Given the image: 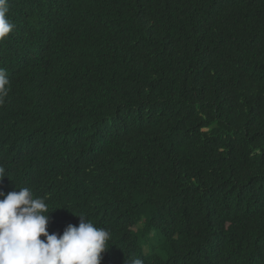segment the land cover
Segmentation results:
<instances>
[{
    "label": "trees",
    "instance_id": "1",
    "mask_svg": "<svg viewBox=\"0 0 264 264\" xmlns=\"http://www.w3.org/2000/svg\"><path fill=\"white\" fill-rule=\"evenodd\" d=\"M9 5L0 191L106 229L101 264H264V0Z\"/></svg>",
    "mask_w": 264,
    "mask_h": 264
},
{
    "label": "clouds",
    "instance_id": "2",
    "mask_svg": "<svg viewBox=\"0 0 264 264\" xmlns=\"http://www.w3.org/2000/svg\"><path fill=\"white\" fill-rule=\"evenodd\" d=\"M9 10V0H0V42L15 28ZM9 85L6 70L0 68V105ZM5 177L8 173L0 166V181ZM51 212L45 199L34 197L28 187L0 191V264H101L110 233L81 214L78 226L69 223L62 234H50L47 226ZM124 264L143 261L135 258Z\"/></svg>",
    "mask_w": 264,
    "mask_h": 264
},
{
    "label": "bare ground",
    "instance_id": "3",
    "mask_svg": "<svg viewBox=\"0 0 264 264\" xmlns=\"http://www.w3.org/2000/svg\"><path fill=\"white\" fill-rule=\"evenodd\" d=\"M5 49H6V48H5ZM52 127H53V126H52ZM55 127H57V126H55ZM53 129H54V127H53ZM56 130H57V129H56ZM63 131H64V130L62 129V134H61L62 136H63V133H64ZM46 132H47V131H46ZM66 132H67V131H66ZM57 134H60V133H57ZM65 136H66V134H65ZM45 137H46V136H45ZM63 137H64V136H63ZM44 140H45V139H44ZM63 140H64V139H63ZM45 141H46V140H45ZM47 141H48V140H47ZM63 142H64V141H63ZM45 143H46V142H45ZM59 144L61 145L62 143L59 142ZM59 144H58V145H59ZM64 144H65V143H64ZM64 144H63V145H64ZM55 145H56V144H55ZM59 147H62V146H59ZM55 148H57V147H55ZM62 149H63V148H62ZM55 167H56V166H55Z\"/></svg>",
    "mask_w": 264,
    "mask_h": 264
}]
</instances>
